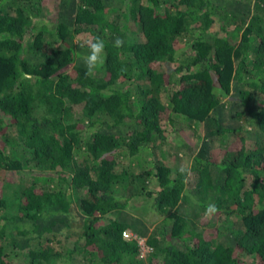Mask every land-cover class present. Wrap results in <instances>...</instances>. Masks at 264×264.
<instances>
[{
	"label": "trees",
	"instance_id": "obj_1",
	"mask_svg": "<svg viewBox=\"0 0 264 264\" xmlns=\"http://www.w3.org/2000/svg\"><path fill=\"white\" fill-rule=\"evenodd\" d=\"M0 140V264H264V0H0Z\"/></svg>",
	"mask_w": 264,
	"mask_h": 264
},
{
	"label": "rangeland",
	"instance_id": "obj_2",
	"mask_svg": "<svg viewBox=\"0 0 264 264\" xmlns=\"http://www.w3.org/2000/svg\"><path fill=\"white\" fill-rule=\"evenodd\" d=\"M133 34H134V36H136V40L141 39V35L138 31V28L135 29ZM179 134L183 135V141H184V144H186V145L180 146L182 149H180V147L177 148L176 144H178V142L180 141L179 140L180 138L175 136V135H169V138H168L169 144L164 146L168 152V154H166V157L164 158V161H165V163L172 165L176 168H180L183 166L185 169L189 170L191 161H190V156L188 155V153L190 154V151L188 148L193 146L195 149L194 150V152H195L196 148H197L198 140L193 135H191V132H187V134L182 132ZM184 134H185V136H184ZM202 134H203V131L200 132V135H202ZM0 144H1V140H0ZM168 145H170L172 147L169 148ZM183 151L186 153H184ZM22 176H23L22 174L16 173L13 170H6L3 174H0V178L3 177V178H8V179H14L15 177L18 178V177H22ZM146 204H147L146 200L138 199L134 202V204L132 205V208L135 210V213L141 212L143 210L142 208ZM151 228H152V226H151ZM138 243L140 245L141 256L144 257L145 254L149 251V248H147V246L145 245V239H143V238H139ZM12 251H13V253H16V254L18 253L17 255H15V257L19 261L20 264H26L24 256H22L18 252L17 249L13 248Z\"/></svg>",
	"mask_w": 264,
	"mask_h": 264
},
{
	"label": "clouds",
	"instance_id": "obj_3",
	"mask_svg": "<svg viewBox=\"0 0 264 264\" xmlns=\"http://www.w3.org/2000/svg\"><path fill=\"white\" fill-rule=\"evenodd\" d=\"M79 47L87 48V53L81 57L87 69V72H93L104 64L105 41L98 36L87 35L77 41ZM124 41L117 36L113 40L114 47H122ZM87 74V73H86ZM179 171L184 173L186 169L182 166ZM218 212L214 203H208L205 206L204 215L206 218H212Z\"/></svg>",
	"mask_w": 264,
	"mask_h": 264
},
{
	"label": "built area",
	"instance_id": "obj_4",
	"mask_svg": "<svg viewBox=\"0 0 264 264\" xmlns=\"http://www.w3.org/2000/svg\"><path fill=\"white\" fill-rule=\"evenodd\" d=\"M123 236L125 237V238H128L129 236H130V234L129 233H123Z\"/></svg>",
	"mask_w": 264,
	"mask_h": 264
}]
</instances>
